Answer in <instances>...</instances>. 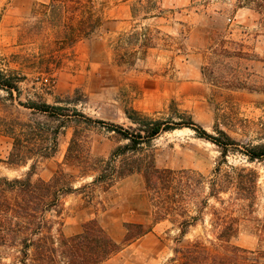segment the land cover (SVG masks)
<instances>
[{
  "label": "rangeland",
  "instance_id": "374dc122",
  "mask_svg": "<svg viewBox=\"0 0 264 264\" xmlns=\"http://www.w3.org/2000/svg\"><path fill=\"white\" fill-rule=\"evenodd\" d=\"M134 1L57 0L53 8L50 0H0V82L11 78L17 86L11 92L0 88V125L5 119H32L33 104L65 106L71 120L84 122L76 110L93 121L89 129L80 128V138L93 156L107 158L116 145L109 127H128L127 112L167 117L174 105L211 136L218 137L221 130L237 145L223 158L216 145L182 128L154 140L157 166L205 178L218 167L257 173L253 203L232 209L238 219L232 243L264 255V158L248 162L242 153L264 144V0H161L162 13L150 20L131 17ZM81 21L86 29L72 46L66 38ZM87 22H97L89 35ZM133 33L150 40L136 54L142 39L118 47L122 36ZM223 40L225 48L244 53V58L214 57ZM205 67L227 83L213 85L212 75H203ZM73 126L61 130L56 154L38 166L33 180L51 179L59 165L77 174L63 164ZM11 150L12 139L0 133V177H21L29 170L5 165ZM198 193L205 199L207 188ZM230 196L232 192L221 197ZM149 199L138 175L121 180L92 203L70 195L64 200V233L74 235L85 222L97 219L121 241L125 223L151 219ZM213 207L220 208L210 200L203 221L190 229L186 240H215ZM187 208L195 215L192 202ZM177 234L170 220L163 221L104 264H164Z\"/></svg>",
  "mask_w": 264,
  "mask_h": 264
},
{
  "label": "trees",
  "instance_id": "16d2710c",
  "mask_svg": "<svg viewBox=\"0 0 264 264\" xmlns=\"http://www.w3.org/2000/svg\"><path fill=\"white\" fill-rule=\"evenodd\" d=\"M248 1L251 4L255 0ZM56 3L57 0H50L51 7L55 8ZM160 4L161 0H135L131 4V17L134 20L156 18L162 13ZM82 25H85L83 21L66 38L72 46L78 33L86 29ZM96 26L97 22H90V31L85 35ZM141 35L122 36L118 47L127 44L129 39H142L136 54L150 42L146 34L143 38ZM223 44L224 40L219 51L213 50L214 57L244 58V53L231 52ZM222 66L228 68L227 64ZM206 72L212 75L213 85L227 83L214 76L213 69L205 67V77ZM15 83L7 78L0 82V88L11 92L17 89ZM33 105L30 109L34 110V119L26 122L5 119L0 125V133L12 139V150L5 165L11 168L29 166L21 177H0V264H104L166 220H170L178 234L171 256L164 264H264V255L232 243L238 233V219L232 217V209L236 205L244 206L242 202L253 203L257 173L246 168L230 167L223 171L218 167L210 178H205L192 171L159 168L156 163L153 142L165 133L190 128L199 138L216 145L223 158L237 145L226 133L218 130V137L211 136L197 125L192 115L174 105L169 107L167 117L130 110L126 113L128 127H109L116 145L107 158H99L91 154L87 143L80 138V128L89 129L93 123L91 119L75 110V115L84 118V122H75L65 106ZM71 124H74L73 137L63 164L75 169L77 174L67 173L59 165L51 179L33 180L38 166L56 154L61 130ZM242 153L248 162L259 161L264 158V144L249 147ZM134 175L142 178L144 190L150 196L152 211L148 222L125 223L121 241L115 240L97 219L85 222L82 230L74 235L64 233L66 197L82 195L92 203L101 194L109 193L118 182ZM205 188L206 198L201 199L198 192ZM229 192L232 196L228 200L221 197ZM210 200L220 206L219 209L213 207L211 213L215 240H186L190 229L203 221V212ZM190 202L196 207L195 215L187 208Z\"/></svg>",
  "mask_w": 264,
  "mask_h": 264
}]
</instances>
